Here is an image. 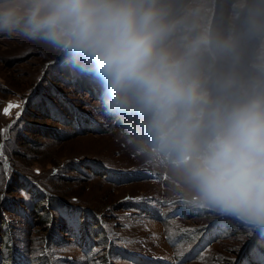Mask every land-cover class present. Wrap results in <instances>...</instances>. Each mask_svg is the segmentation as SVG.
Masks as SVG:
<instances>
[{
    "label": "clouds",
    "instance_id": "9594fccd",
    "mask_svg": "<svg viewBox=\"0 0 264 264\" xmlns=\"http://www.w3.org/2000/svg\"><path fill=\"white\" fill-rule=\"evenodd\" d=\"M0 35L87 79L176 205L264 234V0H0Z\"/></svg>",
    "mask_w": 264,
    "mask_h": 264
},
{
    "label": "rangeland",
    "instance_id": "374dc122",
    "mask_svg": "<svg viewBox=\"0 0 264 264\" xmlns=\"http://www.w3.org/2000/svg\"><path fill=\"white\" fill-rule=\"evenodd\" d=\"M96 100L43 45L0 35V264H264V234L176 205Z\"/></svg>",
    "mask_w": 264,
    "mask_h": 264
},
{
    "label": "snow or ice",
    "instance_id": "6c2138e0",
    "mask_svg": "<svg viewBox=\"0 0 264 264\" xmlns=\"http://www.w3.org/2000/svg\"><path fill=\"white\" fill-rule=\"evenodd\" d=\"M20 105L19 104H9L5 110H4V115H10L11 114V110L13 108H19ZM19 113H17V118H19ZM2 149H3V145H0V155H2ZM74 224L75 227H78V224H76L74 221H70ZM260 242H261V245L264 246V236H261L260 238Z\"/></svg>",
    "mask_w": 264,
    "mask_h": 264
},
{
    "label": "trees",
    "instance_id": "16d2710c",
    "mask_svg": "<svg viewBox=\"0 0 264 264\" xmlns=\"http://www.w3.org/2000/svg\"><path fill=\"white\" fill-rule=\"evenodd\" d=\"M24 182H26V183H28V184H30V185H32V186H34V185H33V183H30L28 180H24ZM40 194H41V195H43V193H42V192H40Z\"/></svg>",
    "mask_w": 264,
    "mask_h": 264
}]
</instances>
